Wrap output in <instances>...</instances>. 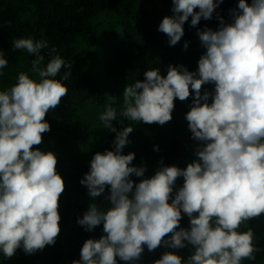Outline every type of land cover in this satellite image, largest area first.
Segmentation results:
<instances>
[{"label":"clouds","instance_id":"clouds-1","mask_svg":"<svg viewBox=\"0 0 264 264\" xmlns=\"http://www.w3.org/2000/svg\"><path fill=\"white\" fill-rule=\"evenodd\" d=\"M223 2L172 0L174 15L163 18L158 28L170 46L184 36L189 17L196 27L215 13L219 27L197 31L206 51L196 71L183 65H169L166 76L159 69L146 71L144 81L125 88L119 113L133 122L163 126L173 119L175 101L192 97L185 119L197 142V159L185 169L161 160L155 174L143 178L146 168L131 166L135 154H122L133 127L118 131L112 123L117 109L106 106L99 120L116 133L114 151L97 152L80 183L93 200L108 187L110 207L104 211L91 203L77 219L88 232L102 224L106 235L86 240L80 260L72 264H117V258L134 264L145 247L152 252L192 246L187 260L170 251L154 264H242L261 251L251 228L240 229L264 215V0H239L237 8L229 9L231 22L216 13ZM13 47L35 57L31 70L39 79L22 72L12 87L0 91V253L6 259L18 249L29 255L42 251L61 232L59 199L66 185L57 172L58 160L33 146L50 131L45 117L68 94L62 81L72 76V65L52 55L55 48L41 67L46 40L20 38ZM7 64L0 52V69ZM62 68L67 71L55 79ZM208 84L215 86L214 93L202 92ZM133 175L142 178L139 183L130 179ZM181 177L184 183L177 189ZM183 215L188 228L180 227Z\"/></svg>","mask_w":264,"mask_h":264},{"label":"trees","instance_id":"trees-1","mask_svg":"<svg viewBox=\"0 0 264 264\" xmlns=\"http://www.w3.org/2000/svg\"><path fill=\"white\" fill-rule=\"evenodd\" d=\"M251 4V0H247ZM239 0H224L216 9L225 21L231 22L229 9L237 8ZM172 0H0V52L8 61L7 67L0 69V91L7 90L17 82L20 73L38 80L32 72V60L27 50L14 49L13 43L20 38L46 40L48 49L41 67H46L52 55H59L72 65V76L62 83L68 94L62 97L59 106L46 115L50 131L42 134V143L33 150L56 155L57 172L65 182V191L59 199L61 232L52 246H46L35 254H26L18 249L16 254L6 259L0 253V264H72L80 260L83 244L88 239L99 240L103 235V225L88 232L78 225L91 203L106 211L110 204L105 200L109 192L93 200L80 180L90 171L93 156L106 150L114 151L116 133L103 127L102 122L83 119L81 112L88 103L103 112L106 106L117 109V119L113 126L117 130L133 127L129 135L131 141L122 151L123 155L135 154L131 166L145 167L143 178H151L161 166H176L185 169L197 159L194 149L197 142L191 139L185 116L192 105V97L181 102L175 101L173 119L165 125L133 122L121 117L123 93L127 86L144 81V73L159 69L167 75L169 65L187 67L196 71L195 60L206 51L201 47L198 30L205 27L217 30L219 21L203 20L191 27V17L183 25L184 36L175 45H169L166 34L158 31L163 18L174 15ZM198 11V9H196ZM188 43L187 50L184 44ZM67 69L62 68L55 78L60 80ZM215 86L203 85V90L214 93ZM211 98L209 103H211ZM158 147V151L155 150ZM134 184L140 179L130 177ZM183 178L176 181L177 189L183 186ZM110 187V186H109ZM189 218L183 215L180 227L188 228ZM249 228L255 234V244L261 249L254 261L244 260L242 264H264V215L251 220L240 231ZM170 235V234H169ZM168 238V237H166ZM174 252L187 260L192 246L173 250L159 247L149 252L145 247L142 258L134 264H154L165 252ZM117 264H130L117 258Z\"/></svg>","mask_w":264,"mask_h":264},{"label":"rangeland","instance_id":"rangeland-1","mask_svg":"<svg viewBox=\"0 0 264 264\" xmlns=\"http://www.w3.org/2000/svg\"><path fill=\"white\" fill-rule=\"evenodd\" d=\"M195 67L198 68V60H195ZM103 111L95 107L92 103H88L86 108L81 112L82 118L93 121L94 123H99V116Z\"/></svg>","mask_w":264,"mask_h":264}]
</instances>
